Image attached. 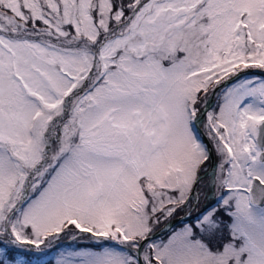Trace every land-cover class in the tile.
Wrapping results in <instances>:
<instances>
[{
  "label": "snow or ice",
  "instance_id": "snow-or-ice-1",
  "mask_svg": "<svg viewBox=\"0 0 264 264\" xmlns=\"http://www.w3.org/2000/svg\"><path fill=\"white\" fill-rule=\"evenodd\" d=\"M53 252L264 264V0H0V264Z\"/></svg>",
  "mask_w": 264,
  "mask_h": 264
},
{
  "label": "rangeland",
  "instance_id": "rangeland-1",
  "mask_svg": "<svg viewBox=\"0 0 264 264\" xmlns=\"http://www.w3.org/2000/svg\"><path fill=\"white\" fill-rule=\"evenodd\" d=\"M63 243V245L64 246H66L65 244H72V246L73 247H79L78 245H81V244H86L87 243V241H81V242H79V243H76V242H70V241H68V240H65V241H63L62 242ZM56 252H53L52 254H51V257H48L47 259H52L53 260V264H54V257L56 256Z\"/></svg>",
  "mask_w": 264,
  "mask_h": 264
},
{
  "label": "trees",
  "instance_id": "trees-1",
  "mask_svg": "<svg viewBox=\"0 0 264 264\" xmlns=\"http://www.w3.org/2000/svg\"><path fill=\"white\" fill-rule=\"evenodd\" d=\"M82 245V244H81ZM78 246H80V245H78Z\"/></svg>",
  "mask_w": 264,
  "mask_h": 264
}]
</instances>
